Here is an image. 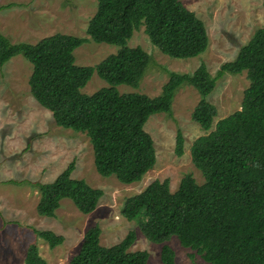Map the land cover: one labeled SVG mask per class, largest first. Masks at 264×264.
I'll return each mask as SVG.
<instances>
[{
	"label": "trees",
	"instance_id": "trees-1",
	"mask_svg": "<svg viewBox=\"0 0 264 264\" xmlns=\"http://www.w3.org/2000/svg\"><path fill=\"white\" fill-rule=\"evenodd\" d=\"M184 1L97 0L88 35L98 44L120 49L95 67L76 65L75 52L87 39L57 34L35 45L13 44L0 29V67L17 56L28 60L33 65L29 85L35 100L53 114L58 127L90 138L100 176L115 177L125 185L140 183L157 165L155 142L146 131L150 118L171 116L178 92L186 86L195 88L201 100L192 117L206 135L194 142L191 153L204 184L187 175L173 193L169 180L155 181L126 201L122 215L138 222L148 241L163 245V264H178L175 250L167 244L173 238L208 264H264V27L218 72V79L247 72L250 87L244 98L248 107L215 126L218 110L209 98L217 79L205 63L193 74L169 72V81L156 98L118 90L138 89L152 62L144 49L129 46L141 27L151 43L172 59H194L207 52L206 24ZM95 73L109 87L92 96L83 94ZM184 151L185 138L179 131L176 153L181 157ZM75 170L74 161L54 182L35 184L40 192L39 216L56 218L64 200L72 201L85 216L97 210L105 192L74 179ZM34 233L51 249L64 243V237L52 231L34 229ZM101 236L99 226L88 230L69 264L149 263L147 251H131L136 232L112 247L103 246ZM25 263L47 264L37 242L29 246Z\"/></svg>",
	"mask_w": 264,
	"mask_h": 264
},
{
	"label": "rangeland",
	"instance_id": "rangeland-1",
	"mask_svg": "<svg viewBox=\"0 0 264 264\" xmlns=\"http://www.w3.org/2000/svg\"><path fill=\"white\" fill-rule=\"evenodd\" d=\"M184 4L206 24L210 37L207 52L194 59H172L151 43L145 27H141L129 46L144 49L152 62L138 89L120 86L118 90L121 94L140 93L156 98L169 81V72L193 74L205 63L212 78L217 79L209 98L218 110L215 126L248 107L244 100L250 87L247 72L226 74L220 79L217 76L221 67L234 61L242 47L264 27L263 0H185ZM0 9L1 32L13 44L35 45L57 34L87 39L75 52L76 65L80 67H95L120 49L98 44L88 35L97 0H0ZM32 73L33 65L23 56L0 67V264H26L27 250L35 242L47 264H69L79 253L88 230L96 226L102 229L101 243L105 247L115 246L130 232H136L137 241L131 251H147L148 264H163V245L148 241L140 224L127 220L122 210L129 198L141 194L155 181L169 180L173 193L187 175L204 184L191 153L194 142L206 135L192 117L201 100L198 91L190 86L182 88L171 116L158 114L150 118L146 131L155 142L157 165L140 183L125 185L115 177L100 176L90 138L58 127L53 114L35 100L29 85ZM108 87L95 73L82 93L92 96ZM179 131L185 138L181 157L176 153ZM74 161L73 178L103 190L101 204L93 214L85 216L72 201L64 200L56 218L39 216L40 192L35 184L54 182ZM34 229L52 231L64 237V243L51 249L46 241L36 237ZM167 244L175 250L178 264H208L196 251L183 248L177 238Z\"/></svg>",
	"mask_w": 264,
	"mask_h": 264
}]
</instances>
